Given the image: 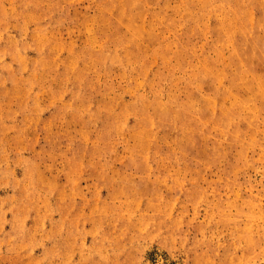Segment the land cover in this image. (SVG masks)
<instances>
[{"label": "rangeland", "instance_id": "obj_1", "mask_svg": "<svg viewBox=\"0 0 264 264\" xmlns=\"http://www.w3.org/2000/svg\"><path fill=\"white\" fill-rule=\"evenodd\" d=\"M0 264H264V0H0Z\"/></svg>", "mask_w": 264, "mask_h": 264}]
</instances>
